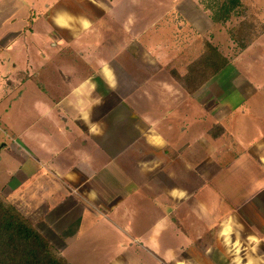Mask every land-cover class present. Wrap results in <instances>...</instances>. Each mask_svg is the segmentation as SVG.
<instances>
[{
	"label": "rangeland",
	"instance_id": "obj_1",
	"mask_svg": "<svg viewBox=\"0 0 264 264\" xmlns=\"http://www.w3.org/2000/svg\"><path fill=\"white\" fill-rule=\"evenodd\" d=\"M6 2L10 3L11 0H3L1 3ZM55 2H60V15L66 17L65 22L70 23L68 32L49 29L51 26L45 20L49 15V5L53 9ZM11 3L12 8L0 9V33L6 29L5 20L12 15L9 23H14V44L19 43L23 49L27 43L32 47V35L25 37L24 34L33 31L36 33L33 40L44 42L43 47L36 49L33 46L30 50L34 51L27 52L26 62L29 65L32 60L36 62L41 57L39 53H42L51 63L60 66V69L61 66L73 64L75 72L61 74L77 80H89L103 64L110 68L113 78L109 95L102 100L94 97L92 107L105 112L104 120L99 126L105 130L103 140L107 142V153L113 156L112 160L118 167L131 176L156 178L155 186L159 190L181 185L189 190L195 189L198 185L196 180H189V185L183 182L199 173L205 174L209 179L220 171L223 172L222 175H229L232 168L228 166L232 163L230 159L233 154L240 155L257 141V135L260 136V131L257 134L254 131L256 135H251L254 123H263L264 117V0H242V7L233 12L231 18L224 23L214 21V11L207 8L209 3L214 4L213 0H12ZM2 20L4 24H1ZM42 21L46 22V28H43ZM6 44H9V39H0V53ZM211 45L229 60L232 69L220 77L210 76L202 83L197 70H194V64L205 55L206 49ZM8 47L12 52L15 50L12 44ZM18 51H14V57H17ZM81 51L84 56L80 54ZM9 53L7 51L0 54V59L7 66L3 68L0 64V137L3 139L0 147L7 141V131H11L7 121L18 129L26 127L38 118L41 111L37 107L38 102L47 101L43 92L48 95L58 92V72L47 73L46 70L50 68L48 64H38V69H18L12 67L14 59L8 64ZM18 58L15 59L19 60ZM88 65H92L95 71L87 72L85 66ZM181 77L187 81L184 82ZM25 80L29 81V86L25 87L22 100L13 103L11 110L5 113L10 107L11 95L8 93L12 91L18 96L21 90L16 85ZM44 80L53 81L47 85ZM229 93L232 95L231 100L241 99L235 110H231L226 104H218ZM157 96L168 97V106L172 112L180 113L189 106V110H186L189 113H205L200 118L205 117L207 130L205 136H200L199 139L196 135H191L190 128L182 132L180 127L184 123L175 121L179 123L173 136H176V142L195 143L197 148L200 147V150L194 152H178L183 154L181 157L184 160L190 162L194 173L183 168L179 159H175L169 173V169L167 171L161 167L164 159L153 158L146 146L145 139L155 134V129L160 130L156 126L152 129L149 120L150 109ZM185 98H189L191 103H183ZM160 105L164 106L158 104ZM180 115L178 117H184L182 112ZM182 134H186L184 140L180 139ZM214 160L221 166H216L212 162ZM15 167L16 163L2 154L0 196L11 205L21 200L17 201V195L14 197L11 192L23 180L22 173L16 171ZM11 170L17 173L9 174ZM117 170L114 167V172L109 175L115 174ZM261 173L259 170V175ZM36 179L34 177L30 182L34 184ZM100 181L101 179L98 184H94L95 188H102L106 194H112L114 185L103 179ZM91 185L79 188L80 190L71 189L70 194H84ZM34 190V193L31 192L32 196L38 197L36 188ZM28 192L29 189L26 190L27 194ZM35 202L38 203L36 200L31 204ZM59 202L65 203L62 208L71 211L69 217L80 211L79 200ZM13 206L16 209L19 207ZM37 216L38 211L29 215L37 229L40 227L46 231V225L35 223ZM50 219L55 223L60 220L63 223L65 220L69 222L68 219H54L53 213ZM91 234L87 241L81 240L83 245L80 247L75 245L65 251L69 259L75 257L78 260L75 264H100L98 259L103 260L102 256H106V251H123L116 246L117 240L114 237L110 240H98L96 230ZM54 249L61 252L55 247ZM90 257L91 260L88 261ZM140 257L141 262L138 264H155L142 250Z\"/></svg>",
	"mask_w": 264,
	"mask_h": 264
},
{
	"label": "crops",
	"instance_id": "obj_2",
	"mask_svg": "<svg viewBox=\"0 0 264 264\" xmlns=\"http://www.w3.org/2000/svg\"><path fill=\"white\" fill-rule=\"evenodd\" d=\"M2 1L0 0V9L13 7L12 0L10 3H1ZM53 4V9L51 5L48 6L49 15L45 18L51 26L49 29L69 30L70 23L65 22L66 17L60 15V2ZM12 17L9 15L8 20H5L6 29L0 33V39H9L14 51H19L16 53L17 57H14V51L6 44L0 54L10 52L7 62L9 64L14 59L12 67L18 69H35L38 64L45 62L44 66L48 64L50 67L46 72H58L59 80L56 79V94L48 95L43 92L47 101L38 102L37 107L41 111L31 124L18 129L7 121L11 131H7V141L0 147V161L2 154L7 155L16 163L15 170L23 175L21 184L15 185L11 190L14 197L17 195V201L21 199L16 203L19 207L13 205L32 224L33 220L29 215L38 211L39 216L34 221L46 225V231L40 227L38 230L61 251V255L72 264L78 262L75 257L69 259L65 251L69 247L83 245L81 240L87 241L96 230L98 240H110L114 237L117 240L116 246L123 249L120 253L109 250V254L106 251V256H102L104 259H98L100 264H138L141 262V250L155 264H264V117L263 123H254L253 128L257 130L253 129V134L251 133L254 136L260 131V136L255 138L257 141L240 155L235 153L231 157L232 163L228 168L232 169L229 175H222L223 172L220 171L209 179L205 174L199 173L183 182L186 185L189 180H196L198 185L195 189L189 190L181 185L159 190L155 186L156 178L131 176L118 167L112 160L113 156L107 153V142L103 140L105 130L99 126L104 120L105 112L94 109L92 104L94 97L102 100L109 95L113 78L110 68L103 64L89 80H77L61 74L75 72L73 64L61 66L60 69V66L51 63L42 53H39L41 57L36 54L39 59L36 62L32 60L29 65L26 62L27 52L33 46L36 49L43 47L44 42L38 36V42L33 40L36 35L33 31L24 34L25 37L32 35V47L27 43L23 44V49L19 43L14 44V23H9ZM5 22L2 20L1 24ZM41 24L46 28V22L42 21ZM43 32L47 33L44 29ZM80 54L85 55L82 51ZM0 64L3 68L6 66L3 59H0ZM85 68L87 72L95 71L92 65ZM96 76L103 83H97L94 80ZM44 81L48 85L53 80ZM28 82L25 80L17 83L16 86L21 90L18 96L12 91L8 93L11 95L10 107L5 113L11 110L13 103L22 100L23 91L29 86ZM230 96V93L227 94L218 104H226L231 110H235L241 99L231 100ZM157 98L150 109L149 120L152 129L156 126L160 130L155 129L156 133L145 139L146 146L153 158L164 159L161 167L167 171L169 169V173L175 159L180 160L183 168L193 172L190 162L184 160L181 157L183 154L179 153L198 151L200 147L197 148L195 143L176 142V136H173L179 123L175 121L184 123L180 127L182 132L190 128L191 135H196L199 139L200 136H205L207 130L205 117L200 118L205 113H189L186 111L189 110L188 106L185 111H181L184 115L181 118L178 117L181 112L170 110L167 96ZM182 102L191 103L189 98ZM261 113L263 114L262 111ZM147 117L146 114L145 118ZM185 137L186 134H182L180 139L184 140ZM11 140L15 142L12 143ZM0 141H3L2 137ZM212 162L221 166L216 160ZM114 167L118 170L109 175L114 172ZM15 173L17 172L12 171L9 174ZM34 177L37 178L35 182L38 186L30 182ZM100 179L114 185L112 194H106L102 188H95L94 184H98ZM87 185H91V188L84 194H70L71 189L80 190L79 188ZM35 188L38 197L32 196L31 192L34 193ZM66 196L68 197L65 198ZM75 199L79 200L80 211L69 217L71 211L62 208L65 203L59 201L71 202ZM36 200L38 203L31 204ZM52 213L54 219H68L69 222H52ZM90 260L91 257L88 261Z\"/></svg>",
	"mask_w": 264,
	"mask_h": 264
},
{
	"label": "trees",
	"instance_id": "obj_3",
	"mask_svg": "<svg viewBox=\"0 0 264 264\" xmlns=\"http://www.w3.org/2000/svg\"><path fill=\"white\" fill-rule=\"evenodd\" d=\"M213 1L214 4L209 3L207 8L214 11L212 18L216 22H226L233 12L242 7V0ZM228 61L212 46L207 48L205 55L194 64V70H197L200 82H205L210 76H221L231 70L232 64ZM94 80L103 83L99 76ZM181 80L187 81L183 77ZM106 91L108 92L109 88ZM0 264L71 263L54 249L50 241L20 211L0 196Z\"/></svg>",
	"mask_w": 264,
	"mask_h": 264
}]
</instances>
